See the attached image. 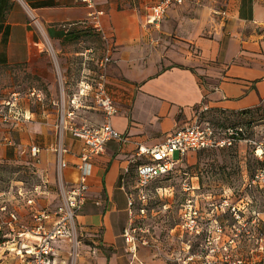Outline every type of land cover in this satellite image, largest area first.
I'll return each instance as SVG.
<instances>
[{
    "label": "crops",
    "instance_id": "crops-1",
    "mask_svg": "<svg viewBox=\"0 0 264 264\" xmlns=\"http://www.w3.org/2000/svg\"><path fill=\"white\" fill-rule=\"evenodd\" d=\"M158 1L95 0L102 11V28L114 42L108 89L118 111L112 124L127 137L108 140L104 151L94 157L86 201L77 215L81 238L76 254L73 238L61 235L53 242L48 264H154L143 249L130 251L123 236L133 214L129 178L139 146L160 143L175 128L189 124L203 103L215 120L242 116L243 111L264 105V0H226L218 12L197 1L173 2L157 26L150 15ZM91 10L82 0H0V65L29 61L27 70L41 77L59 105L40 113L48 122L35 125L40 143L33 144L40 147L41 174L59 180L66 191L78 181L75 164L85 143L68 128H57L61 104L67 108L73 101L79 104L72 119L76 124L104 121L102 110L88 104L93 99L88 85L92 81L85 79L96 75L103 53ZM37 27L51 41L56 64L47 63V53L42 54L45 48ZM87 31H95L98 38L90 47L63 48L66 38L90 41ZM19 110L21 118L13 121L26 136L37 112L27 103ZM58 142L67 148L61 156L68 161L64 168L52 147ZM49 199L45 205L36 198L28 204L32 210L52 209L62 195H49ZM54 220H47V225Z\"/></svg>",
    "mask_w": 264,
    "mask_h": 264
},
{
    "label": "rangeland",
    "instance_id": "rangeland-1",
    "mask_svg": "<svg viewBox=\"0 0 264 264\" xmlns=\"http://www.w3.org/2000/svg\"><path fill=\"white\" fill-rule=\"evenodd\" d=\"M192 1L218 12L226 0ZM38 31L45 48L42 54L47 53V63L56 64L51 41L42 29L38 28ZM85 33L90 41H82L79 36L66 38L63 48L80 51L90 47L91 41H97L95 31ZM29 64L27 61L10 67L0 65V99H12L13 92H18V111L27 103L37 112L29 123L26 136L20 134L17 122L0 120V242L33 225L35 209L29 206L28 196L45 205L50 200L49 195H63L59 180H47L37 166V155L31 152V145L40 143V138L35 136L39 133L35 125L48 122L40 113L59 105L52 101L51 92L41 77L27 70ZM91 77L85 76V79L92 81ZM88 104L96 106L94 99H89ZM217 120L223 124L256 123L264 127V105L246 115L222 116ZM56 122L58 128L61 112ZM249 149L241 141L232 148L203 152L197 157L191 155L169 175L153 180L143 198L136 196L132 218L126 226L131 231V238L128 240L123 235L130 251L143 249L150 259L156 261L154 264H264V196L246 184L258 165ZM179 155V151H175L174 158ZM129 182L131 190L138 195L134 188V169ZM246 195L251 198L248 205L245 197L241 200ZM227 196L233 203L247 206V211L237 217L224 212L220 206L215 208V204ZM190 207L191 211L196 210V214L190 215ZM254 209L258 214L252 222ZM83 241L87 240L83 238ZM13 254L1 244L0 264H5L4 259H9L6 264H19V255Z\"/></svg>",
    "mask_w": 264,
    "mask_h": 264
},
{
    "label": "built area",
    "instance_id": "built-area-1",
    "mask_svg": "<svg viewBox=\"0 0 264 264\" xmlns=\"http://www.w3.org/2000/svg\"><path fill=\"white\" fill-rule=\"evenodd\" d=\"M92 8L90 16L93 19V25L101 34L103 41V53L98 59V70L90 82L89 88L92 91L93 99L96 105L104 114V121L99 124H76L73 122L76 107L79 105L73 101L70 108L61 104V123L60 129L68 128L73 135L84 140V146L79 154V160L75 164L78 171V181L70 190H62V200L54 208H38L33 211L34 223L31 227H26L16 231L13 237L0 242L5 249L19 255L23 261L32 264H48L49 258L54 251L53 242L64 234H69L75 243L73 254H76V247L80 241L77 229V215L83 203L86 201V192L89 187V177L92 174L94 166V157L102 153L105 145L110 139L125 140L127 135L112 124V117L118 111L112 95L108 89V66L112 60V51L114 42L112 38L103 30L99 16L101 10L95 7V0H82ZM183 0H159L152 6L150 22L160 25L168 7L173 2H182ZM88 87V86H86ZM41 98V93H38ZM18 92H13L12 99H0V120L11 122L21 118V113L17 109ZM210 109L207 103H203L196 113L194 119L189 123L175 128L166 138L153 146L140 145L133 162L135 163L137 194L133 190L129 192V205L135 207L136 196L143 198L147 186L158 177L170 172L180 163L190 151H199L201 149L230 146L237 142L248 143L255 156L261 161L262 165L247 179V186L252 189L260 190L264 196V127L260 124H223L215 122L208 114ZM57 150L60 156V168L68 166V161L61 158L67 148L61 143L52 146ZM179 151V157L174 158L175 151ZM40 151L38 144L31 145V152L37 155ZM132 189V188H131ZM247 205L251 198L246 195ZM244 197H242L243 201ZM28 203L34 202V197H27ZM221 207L225 212H231L235 216L243 215L247 211V206L239 203H233L229 197H225L215 208ZM245 207V209H243ZM143 211L144 208H141ZM190 215L196 214V210L189 211ZM254 218L250 221L255 222L258 210H253ZM16 217L14 212H11ZM55 217L54 223L47 225V220ZM191 220L193 217H191ZM14 231V226H12ZM218 230H222L221 227ZM124 235L129 240L131 231L128 227L124 230ZM135 248V247H134ZM75 260L73 257L72 262Z\"/></svg>",
    "mask_w": 264,
    "mask_h": 264
},
{
    "label": "trees",
    "instance_id": "trees-1",
    "mask_svg": "<svg viewBox=\"0 0 264 264\" xmlns=\"http://www.w3.org/2000/svg\"><path fill=\"white\" fill-rule=\"evenodd\" d=\"M255 108H257V107H255ZM252 111V109H250V110H245V111H243L244 113H250ZM246 114H243V115H246ZM213 120H215L214 118H213ZM218 120H215V122H217ZM235 124H238V123H235ZM247 125V124H246ZM239 142H237V143H235V144H233V145H230V146H224V147H213V148H206V149H201V150H199V151H190V152H188L187 153V155L184 157V159H186V158H188L189 156H194V157H197V156H199V154H201V153H203V152H208V151H213V150H220V149H228V148H232V147H235L237 144H238ZM248 146H249V151H250V154L254 157V159H256V161H257V163H258V165L256 166V168H255V170H254V172L256 171V170H258L259 168H260V166L262 165V163H261V161L255 156V154L253 153V150H252V147L248 144V143H246ZM183 159V160H184ZM179 164V163H178ZM178 164L175 166V168L173 169V170H171L170 172H168V173H166V174H164V175H162V176H160V177H163V176H166V175H169L171 172H173L177 167H178ZM253 172V173H254ZM252 173V174H253ZM251 174V175H252ZM250 175V176H251ZM249 176V177H250ZM159 178V177H158ZM260 191V190H259ZM261 192V191H260ZM261 194H262V192H261ZM263 195V194H262ZM242 197H245V196H242Z\"/></svg>",
    "mask_w": 264,
    "mask_h": 264
}]
</instances>
